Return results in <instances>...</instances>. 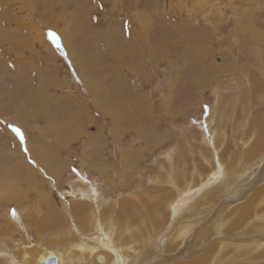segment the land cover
<instances>
[{
	"label": "rangeland",
	"instance_id": "rangeland-1",
	"mask_svg": "<svg viewBox=\"0 0 264 264\" xmlns=\"http://www.w3.org/2000/svg\"><path fill=\"white\" fill-rule=\"evenodd\" d=\"M85 50L93 64L104 57L122 70L103 83L95 70L84 74ZM263 142L264 0H0V264H23L28 245L34 260L44 249L64 252L68 233L106 246L117 263V243L133 246L144 264L145 252L176 249L168 242L176 217L192 221L191 241L238 189L235 178L246 185L261 175L264 150L253 145ZM28 170L40 185L26 184ZM214 182L232 187L191 215ZM263 184L219 215L209 244L174 259L212 249L215 264L225 241L218 264H264V202L241 221ZM8 194L18 200L4 203ZM75 202L86 211L74 214ZM30 212L47 225L29 224ZM254 241L263 244L232 250Z\"/></svg>",
	"mask_w": 264,
	"mask_h": 264
},
{
	"label": "bare ground",
	"instance_id": "bare-ground-1",
	"mask_svg": "<svg viewBox=\"0 0 264 264\" xmlns=\"http://www.w3.org/2000/svg\"><path fill=\"white\" fill-rule=\"evenodd\" d=\"M140 44L142 45V42H140ZM85 52H86L85 53L86 56H84V54H83V57H82V55L80 56V57H82V58H80V60L82 61L81 64L84 65L83 68H82V70L84 71V74H89L90 73L89 76H91V72H93V70H95L96 73H97V76H100V77H98V80L100 82H102V83L104 82L103 80H104V78H106V76L112 75L111 73H113L115 70L116 71H121L122 68H123L121 64H119V65L118 64H114V62L117 63L116 61H112L113 62L112 63L113 65H110V64L107 65V66L106 65H103L104 57L102 58L101 57L102 55H100V57L102 59L100 61H98V63H94L93 64L92 61H90V60H94V59H92V54L93 53H91V50H85ZM124 53L125 52L123 51L122 54H120L116 58L121 57ZM143 54H142V46H140V51H139V53H136V56H137V58H140ZM87 55L89 57H87ZM123 56H125V55H123ZM88 58H90V60ZM109 58H111V60H112L114 58V55H112L110 53L109 54ZM87 59L89 60V62H91L90 63L91 65L88 64L89 62L88 63L85 62ZM125 61H127L129 63V62L133 61V57L130 58V56H127L125 58ZM94 73L95 72H93V75H95ZM114 82L116 83V81H114ZM95 84H96V82H95ZM97 84H99V83L97 82ZM101 96H103V95H101ZM254 143H255V141H254ZM253 147H254L253 148L254 150L256 149L255 151H257V149H258V151L260 152V151L264 150V142L262 143V146H258L259 148L256 145L255 146L253 145ZM101 161H102V164H103V167L101 169L106 168V166H108V164L106 163V161L104 159H101ZM125 171H127V170L125 169ZM36 172L37 171H34V170H28L27 173L23 174V176L25 177L26 182H27L26 184L28 186L29 185H35L37 183H38V185H40L41 180L39 178L36 179V181H33V179L36 178V175H37ZM218 172L220 174V178H224L225 180L227 179V175L226 176L224 175L225 174L224 171L222 172L221 169H219ZM0 176H2V175L0 174ZM244 178L245 177H243V176H240L239 178H235L236 181L233 184H236L238 182V185L236 184L238 186V189H236L233 192H229L228 197H227V200H225V202H223L218 207V209H211L212 211L214 210L213 211L214 214L216 212H219V215L221 216L222 214H228V213L231 214V213H233L234 212L232 210L234 208L233 203H236L234 200L237 198L236 201H238V198L241 195L245 194L247 192V190H249L252 187H255V185L258 184V183H261V181H264V179H263L264 178V164L262 166V171H261V175L260 176H258L257 178H255L254 180H252L251 182H249L246 185L245 184H241L243 182L242 180H244ZM9 182L6 181L4 183L5 184V187H7L9 185ZM216 184L219 185L220 183H216ZM216 184H215V182L212 183V185H216ZM229 184L227 183V185H229ZM231 187H232V185H229L228 187H222V186L219 185V186H215L213 189L211 188V190L208 192L209 193L208 195L210 196V199H208V201L204 202V204L203 203L202 204H199L200 207L197 206L196 207L197 208L196 210H194V209L192 210V208H191V211L193 212V214H191V215H195L196 213L197 214H200L202 211L206 210L208 207H211L212 208L213 206L218 205V204H215V203H216V199L218 198L219 194L222 191H223V193H224V191H229V189ZM263 192H264V184L262 186H260L257 190H255L253 192V194L250 196V198L247 199V201L244 202V204H242V207L241 208H243L244 216L242 217L241 221L244 220L245 216L248 214V211H250L252 209L251 208L252 205H254V206L256 204L260 205L259 203L264 202V193ZM10 197L11 196L8 194V196H6V198H5V200L3 199L4 200L3 202L4 203H7V202L9 203L12 200H14V202L16 200H18V199H15V198L13 199V198H10ZM3 202H2V204H3ZM78 202H75L74 203V205H75L73 207L74 214H76V212L77 213H80V212L82 213V212L86 211L85 210V204L84 203H78ZM182 202H183V200H182ZM181 205L182 204H178V207H175L174 208V211L178 215L180 214ZM121 209H122V211L124 213L126 212L125 214L128 213L126 208H125V210L123 208H121ZM229 210L232 211V212H229ZM241 211H242V209H241ZM219 215H217V218L215 217V219L212 222L204 220L203 223L200 226V229H198L197 234L194 235V237H193V239L191 241L186 240V238H187V235L189 234L188 232L190 231V228L192 227L191 226L192 221L191 220L189 222L187 221L188 223L185 224L182 221V217H180V218L176 217V221H175L174 226L172 228L175 231H173L171 229V231H172V232L170 231V234H171L170 237H171V239H170V241H168V242H171V243L172 242H176V249H174V247L173 248H168L167 245H166V247H165V245H160V249L162 251L161 250L159 251L158 249H152L149 252H145L143 254V257H147V258H149V260L146 261L144 264H156V263H162V262L164 264H168V262H170V260L173 261V262H171L173 264H207L208 263L207 259H211V256H213V255H209L210 253H212V251H211L212 249H206L201 255L198 256V254H200V252H201V251H199L198 253H196L197 257H194V258L189 259V260H186V261L177 260V259H174V257L181 256V255H186L188 252H190L192 250L195 251V250L199 249L198 248V247H200L199 245L200 244H203V242H205V243L207 242L209 244L208 241L212 238V235L216 234L217 230L219 229V225H220V220H219L220 219V216ZM26 216L29 219V224H31V225L39 226L41 224L43 227H45L47 225V223H44L45 225L43 223H39L37 221L38 219L35 217V214H33L32 212L28 213ZM199 220H201V219H199ZM235 221H237V220H235ZM239 225H241V222H237L236 223V222L233 221V223H231V228H234V227L237 228ZM176 226H178V227H176ZM39 229H40V227H39ZM105 229L108 231L109 227L106 225V228ZM210 229H212L214 233H211L209 231ZM121 230H124L125 232H127L129 230V226L127 225L125 227V229L123 228ZM231 230L232 229H230V231ZM121 232H123V231H121ZM71 236L68 233V237H65L64 239H61L60 238V240H59L60 242L62 240L65 241V245L64 246L66 248H65V251L64 252H60L58 250H47V249H44L43 251H41V253L38 254V257L36 258V260L33 259V256L31 255V251H30L33 246L28 245L27 247H23V250L21 252V260L23 261L22 263L23 264H47V261L50 258H52L53 256L56 257V263L55 264H124L123 261H126L125 258H127V256H128V258H131V261H129V264H138V263H140L138 261L139 260L141 261V259L136 258L137 257L136 256L137 252H136V249L133 246L128 245L127 247H125L127 244L126 245L125 244H120V242L117 243V246L118 247H122V249H123L122 251L116 250L117 253L119 252V255L121 257V259L117 263V262L113 261L114 260L113 259V254L110 251H108L109 249H107L106 246H104L102 244L94 243V241H90V240L83 239V237L80 238L79 236H76V239H75L74 236L73 237H71ZM123 236H125V235H123ZM119 239H118V241H119ZM225 239L226 238H224V240ZM183 242L185 243V245H184L185 247H183V248L181 247V249L178 251L177 250V247L179 248V246L181 244H183ZM237 242H239V241H237ZM262 244L263 243L261 241H254L252 246H249V245L246 246V244H244L242 242V243L237 244L235 247H233L232 250L233 251H236L237 253H239L240 250H244L245 248H249V250H252V249L255 250L256 248H259ZM35 245H37V244H35ZM220 245H221V247H220V249L218 250V252L215 255L216 260H213V259L211 260L214 263L216 262L215 264H218L220 261H222V258L221 257H222V254L224 253L225 247L228 246V245H230V244L225 243V241H224ZM215 248H216V246H215ZM169 251H175L174 252L175 254H173V255L172 254H169L168 253ZM120 252H121V254H120ZM129 252L133 253V255H131ZM139 252H141V251H139ZM166 259H168L169 261H167ZM13 260H14L13 262L20 263L19 260H18V256L17 255H14L13 256Z\"/></svg>",
	"mask_w": 264,
	"mask_h": 264
},
{
	"label": "water",
	"instance_id": "water-1",
	"mask_svg": "<svg viewBox=\"0 0 264 264\" xmlns=\"http://www.w3.org/2000/svg\"><path fill=\"white\" fill-rule=\"evenodd\" d=\"M56 263V257L53 256L52 258H50L48 261H47V264H55Z\"/></svg>",
	"mask_w": 264,
	"mask_h": 264
},
{
	"label": "snow or ice",
	"instance_id": "snow-or-ice-1",
	"mask_svg": "<svg viewBox=\"0 0 264 264\" xmlns=\"http://www.w3.org/2000/svg\"><path fill=\"white\" fill-rule=\"evenodd\" d=\"M17 132H19V129H16Z\"/></svg>",
	"mask_w": 264,
	"mask_h": 264
},
{
	"label": "crops",
	"instance_id": "crops-1",
	"mask_svg": "<svg viewBox=\"0 0 264 264\" xmlns=\"http://www.w3.org/2000/svg\"><path fill=\"white\" fill-rule=\"evenodd\" d=\"M114 51H118V50H114Z\"/></svg>",
	"mask_w": 264,
	"mask_h": 264
}]
</instances>
